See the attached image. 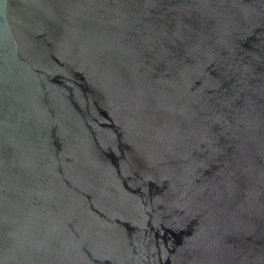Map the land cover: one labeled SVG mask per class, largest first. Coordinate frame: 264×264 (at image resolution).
I'll list each match as a JSON object with an SVG mask.
<instances>
[{
    "label": "water",
    "instance_id": "1",
    "mask_svg": "<svg viewBox=\"0 0 264 264\" xmlns=\"http://www.w3.org/2000/svg\"><path fill=\"white\" fill-rule=\"evenodd\" d=\"M0 264H264V0H0Z\"/></svg>",
    "mask_w": 264,
    "mask_h": 264
}]
</instances>
